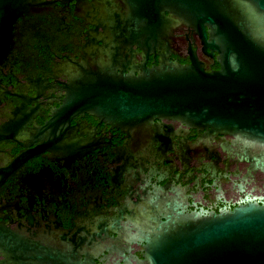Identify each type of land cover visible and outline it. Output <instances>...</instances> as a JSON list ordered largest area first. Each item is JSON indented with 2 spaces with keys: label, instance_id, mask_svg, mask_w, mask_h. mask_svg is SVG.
I'll list each match as a JSON object with an SVG mask.
<instances>
[{
  "label": "flooded vegetation",
  "instance_id": "1",
  "mask_svg": "<svg viewBox=\"0 0 264 264\" xmlns=\"http://www.w3.org/2000/svg\"><path fill=\"white\" fill-rule=\"evenodd\" d=\"M166 15L169 46H140L120 0H0V224L20 242L0 264H136L174 208L264 205V165L232 134L90 106L111 108L121 82L164 55L190 63L186 32L204 70L220 68Z\"/></svg>",
  "mask_w": 264,
  "mask_h": 264
},
{
  "label": "water",
  "instance_id": "2",
  "mask_svg": "<svg viewBox=\"0 0 264 264\" xmlns=\"http://www.w3.org/2000/svg\"><path fill=\"white\" fill-rule=\"evenodd\" d=\"M137 25L140 46H169L163 23L177 18L198 34L220 68L205 71L185 33L191 62L165 55L142 66L111 108L90 105L112 120L155 118L207 126L235 137L237 154L264 165V0H120ZM108 105V106H109ZM107 106V107H108ZM105 107V106H104ZM174 213L141 238L136 264H264V205L250 203L222 212ZM0 224V250L17 256L20 242Z\"/></svg>",
  "mask_w": 264,
  "mask_h": 264
}]
</instances>
